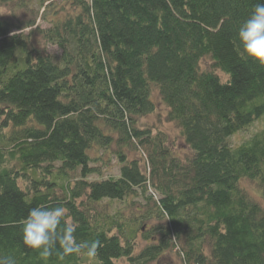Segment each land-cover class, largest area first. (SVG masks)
Wrapping results in <instances>:
<instances>
[{"label": "trees", "instance_id": "obj_1", "mask_svg": "<svg viewBox=\"0 0 264 264\" xmlns=\"http://www.w3.org/2000/svg\"><path fill=\"white\" fill-rule=\"evenodd\" d=\"M31 1L48 26L0 14V257L152 264L175 249L183 264H264V207L240 184L264 198V127L231 143L264 117V66L237 40L264 0ZM154 88L184 157L139 126ZM56 205L78 242L99 241L96 258L24 245L30 209Z\"/></svg>", "mask_w": 264, "mask_h": 264}, {"label": "clouds", "instance_id": "obj_2", "mask_svg": "<svg viewBox=\"0 0 264 264\" xmlns=\"http://www.w3.org/2000/svg\"><path fill=\"white\" fill-rule=\"evenodd\" d=\"M237 40L247 58L264 66V2L258 3L239 26ZM67 212L63 205L31 208L22 224L24 245L44 258L54 254L60 260L72 256L96 258L99 241L78 242L74 225L67 222ZM0 264H16V260L3 256Z\"/></svg>", "mask_w": 264, "mask_h": 264}, {"label": "rangeland", "instance_id": "obj_3", "mask_svg": "<svg viewBox=\"0 0 264 264\" xmlns=\"http://www.w3.org/2000/svg\"><path fill=\"white\" fill-rule=\"evenodd\" d=\"M42 10H39V6L32 2L31 0H12L7 3L0 4V14L3 16L8 17L10 20L13 21H27V20H36V25L41 26L42 28L48 26L47 22L44 21L42 16ZM39 13V14H38ZM29 29L26 30L28 32ZM211 60L206 57L201 61V68L206 70L210 68ZM220 75L221 72H218ZM223 76V75H222ZM153 100L157 104V111L153 114H149L139 119V126H149L153 127L154 131H162L166 134V137L169 141V145L172 146L173 151L176 154L184 155L189 151L187 146L185 145L183 138L181 137L178 128L167 121V108L163 105L160 100L158 90L154 88L153 91ZM264 127V117L261 120H257L249 130L242 131L241 133L237 134L236 136L231 138V143L234 145H238L245 140L249 139L254 133L259 131L261 128ZM118 148L117 145L113 146V151ZM112 150L107 151L108 153L105 154V158L108 159ZM145 151V150H144ZM141 149H132L128 151V156L130 159L139 160L142 168L144 169L147 161L146 156L147 154ZM145 153V154H144ZM146 155V156H145ZM114 163V162H113ZM105 176L117 175V167L114 165L112 171H105ZM241 187L244 188L254 199H256L263 207H264V198L260 194V190L257 184L249 179H242L241 180ZM135 211V210H134ZM136 212V211H135ZM140 246L144 245V242L140 240ZM120 264H127L124 261H121ZM152 264H183L181 257L179 256L177 250L168 251L158 261H155Z\"/></svg>", "mask_w": 264, "mask_h": 264}]
</instances>
